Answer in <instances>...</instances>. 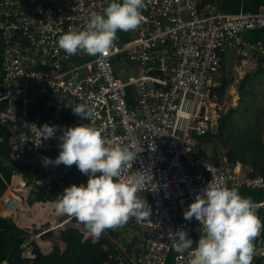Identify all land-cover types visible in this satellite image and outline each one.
Here are the masks:
<instances>
[{"label":"built area","instance_id":"2783aa9c","mask_svg":"<svg viewBox=\"0 0 264 264\" xmlns=\"http://www.w3.org/2000/svg\"><path fill=\"white\" fill-rule=\"evenodd\" d=\"M109 2L0 0V124L9 134L20 176L1 204L14 212L23 193L35 199L42 190L45 199L56 201L65 187L86 184L88 177L75 165L45 166L43 158L58 156L64 128L88 123L106 143L136 152L121 178L145 176L137 195L147 201L150 216L130 218L143 230L144 245L128 262L119 256L117 264H189L191 250L178 252L173 235L183 229L194 240L200 225L176 219L178 210H185L209 181L264 190L263 176L243 172L226 155L205 158L198 148L222 111L225 54L238 51L245 63L250 56L264 63V41L248 36L264 28V9L228 13L203 0H144L140 26L116 34L108 56L83 51L70 56L58 47L59 35L83 28L90 14L102 13ZM124 61L140 64L138 78L119 74L115 63ZM79 104L92 110L90 121L74 114L72 107ZM44 124L56 126V136L43 139L38 129ZM72 219L64 215L47 227H28L21 256L33 258L36 249L51 252L55 242L47 233ZM75 224L82 232L86 227ZM251 264H264V246L254 248Z\"/></svg>","mask_w":264,"mask_h":264},{"label":"clouds","instance_id":"9594fccd","mask_svg":"<svg viewBox=\"0 0 264 264\" xmlns=\"http://www.w3.org/2000/svg\"><path fill=\"white\" fill-rule=\"evenodd\" d=\"M143 7L144 0H110L102 13L90 14L83 28L70 27L59 35L58 47L70 56L83 51L106 57L114 47L118 30L129 32L140 26ZM72 110L89 121L92 117V110L84 104ZM38 130L43 139L57 133L56 126L47 124ZM58 139L59 154L54 160L44 157L45 166L75 165L88 180L64 188L55 201L57 214L75 218L97 240L105 230L123 226L131 217L148 219L150 206L137 195L145 176L135 173L121 178L125 166L132 167L136 152L106 143L88 123L64 128ZM258 207L237 189L221 181H209L183 213L185 220L195 218L199 222V238L194 242L185 230L178 229L173 235L176 250H191L189 264H251L253 241L264 228L256 214Z\"/></svg>","mask_w":264,"mask_h":264},{"label":"crops","instance_id":"0c3cea01","mask_svg":"<svg viewBox=\"0 0 264 264\" xmlns=\"http://www.w3.org/2000/svg\"><path fill=\"white\" fill-rule=\"evenodd\" d=\"M119 2H122V0H119ZM213 3L218 4L221 10L228 12V13H237L239 11L255 12V11L264 9V0H223L221 1L220 4L217 3L216 1H213ZM122 33H123L122 31L118 30L116 34L123 35ZM248 36L250 38L261 39L264 41V28L252 30L248 32ZM231 52H234V51H228L225 54L224 64H223L222 71H221L223 80H225V87H224L225 89L223 92V95L225 96L227 95L226 93H228L229 83L227 82L228 81L227 80L228 78H226L227 76L223 74V70H224L226 60L232 57ZM2 56H3V43H2L1 33H0V89H1V81H2ZM240 59L242 61L241 56H240ZM247 61L251 62L254 65L257 64L258 62L264 64L261 60L257 59L255 56L248 57ZM125 62L127 64V62L129 61L116 62L119 64L122 73L126 69L124 67ZM139 70L140 68H138L137 65L129 63L127 67V72L124 73V76L129 75L130 77H133L134 74L137 73ZM9 138L10 137H9L8 132L0 124V232H4L5 224L10 229L18 228V229L26 231L28 227H32L33 229L37 230V229L47 227L50 224H55L56 222H59L60 220L63 219L64 215H59L55 211V201L29 200L27 199L28 195H26L25 193H23V195L20 197L18 208L14 212H8L4 210L1 204L2 198L10 190V186L14 182H17L20 179L19 173L16 171V162L11 159V148H10ZM203 138L204 137L200 138L201 147H204L208 143V141L202 140ZM219 155L220 153L218 152L216 156H213L214 158H211L210 156H207V155L203 157L208 158L210 160H216V158ZM232 155L234 157V154ZM234 161L238 162L241 165L243 172L261 175L260 172L258 171V168L261 164L264 163V161L256 165H253V164L243 165V163L237 159H234ZM69 179L71 178L70 177L67 178V180ZM237 190L239 191L241 196L249 197L251 198L252 201H254L255 203L259 205V207L256 209V214L261 220V223L264 224V190H252L248 188H238ZM183 213H184V210H178L175 213V218L178 220L185 219ZM5 220H7L8 222H12V223L5 222ZM129 221L131 220L129 219ZM191 221L196 222L197 220L195 218H192ZM67 224L68 223L59 225L57 229H55L52 232L47 233V236H52L53 237L52 240H54V242L57 243V245H59L61 248L64 247V243L60 240V238H58V234L61 235L62 230L68 226ZM82 230L83 232L82 231L81 232L84 234L83 240H86V239H90L92 241L97 240L93 238V236L90 234V232L87 230L86 227L83 228ZM199 235L193 240L194 242L198 240ZM103 240H105L104 244L102 245L103 250L107 249V243H109L111 247L113 248V250L116 251L115 259L117 260V258L120 256V258H123L125 262H128L127 260L129 259L130 256L139 255L144 245V237L139 241L136 240L134 245L130 248H124L118 244L116 246V244L111 239L107 240V238H105ZM253 245H254V248L264 246V228L261 229L259 235L253 241ZM194 248H195V243L193 244V249ZM3 261L4 259L1 262ZM93 264H109V263H108L107 258H105L104 255H99V256H95V258L93 259Z\"/></svg>","mask_w":264,"mask_h":264},{"label":"rangeland","instance_id":"374dc122","mask_svg":"<svg viewBox=\"0 0 264 264\" xmlns=\"http://www.w3.org/2000/svg\"><path fill=\"white\" fill-rule=\"evenodd\" d=\"M237 52H231L232 57L226 60L223 70L229 83L227 95L221 98L222 111L217 119L218 124L221 118L224 119L223 131L217 133L216 137L209 138L207 145L201 147L200 144L198 148L202 156L214 158L213 156L219 152L220 155L228 157L231 152L234 154V159L239 160L243 165H256L264 161V64L245 63L241 61ZM126 65L128 67L129 63H124L126 69L122 73L119 64L115 63V68L121 76L127 72ZM233 108L235 110L230 116H223ZM27 199L34 200L29 195ZM143 237L142 229L128 220L123 226L105 230L98 240L107 238L116 246L118 244L130 248L136 240L139 241Z\"/></svg>","mask_w":264,"mask_h":264},{"label":"trees","instance_id":"16d2710c","mask_svg":"<svg viewBox=\"0 0 264 264\" xmlns=\"http://www.w3.org/2000/svg\"><path fill=\"white\" fill-rule=\"evenodd\" d=\"M203 1H216L220 4L223 0ZM223 84L225 87V80H223ZM234 110L235 108L230 109L223 116H230ZM224 125V119L221 118L217 131L218 134L223 131ZM205 136H209V133ZM228 159L234 161L231 152L228 154ZM258 171L264 177V163L259 166ZM69 177L73 178V174L69 175ZM41 191L42 190L37 193L34 200L46 201L48 199L50 201H55L54 199H45L44 194ZM7 220H5V222H8ZM76 222V219H72L67 224L68 226L62 230L60 240L64 243L63 248L55 243L53 250L48 254H42L36 249L34 257L31 259L22 257L21 249L19 248V244L27 239L28 234L24 230L18 228L10 229L3 222L5 228L4 232H0V264H5L1 262L3 259L7 264H93V259L95 256L99 255H104L109 264H117V260L115 259L116 251L113 250L111 245L107 243V249L103 250L102 245L105 240H83L84 234L76 226Z\"/></svg>","mask_w":264,"mask_h":264},{"label":"water","instance_id":"95a60500","mask_svg":"<svg viewBox=\"0 0 264 264\" xmlns=\"http://www.w3.org/2000/svg\"><path fill=\"white\" fill-rule=\"evenodd\" d=\"M219 124L217 122H214L211 126L209 137L208 138H203L202 140L208 141L209 138H213L217 136V129H218Z\"/></svg>","mask_w":264,"mask_h":264},{"label":"bare ground","instance_id":"6f19581e","mask_svg":"<svg viewBox=\"0 0 264 264\" xmlns=\"http://www.w3.org/2000/svg\"><path fill=\"white\" fill-rule=\"evenodd\" d=\"M127 63H131V64H135V65H137L138 66V68H140V73H137V74H135L133 77H131V78H138L139 76H140V74H141V66H140V64L138 63V62H135V61H129V62H127ZM8 193V192H7ZM18 205H19V200H18Z\"/></svg>","mask_w":264,"mask_h":264}]
</instances>
